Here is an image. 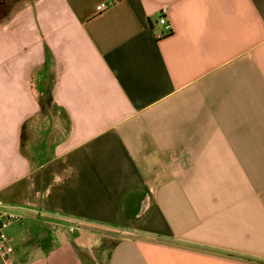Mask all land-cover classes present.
Masks as SVG:
<instances>
[{
  "label": "crops",
  "instance_id": "crops-1",
  "mask_svg": "<svg viewBox=\"0 0 264 264\" xmlns=\"http://www.w3.org/2000/svg\"><path fill=\"white\" fill-rule=\"evenodd\" d=\"M0 194L14 264H264V0H0Z\"/></svg>",
  "mask_w": 264,
  "mask_h": 264
},
{
  "label": "rangeland",
  "instance_id": "rangeland-1",
  "mask_svg": "<svg viewBox=\"0 0 264 264\" xmlns=\"http://www.w3.org/2000/svg\"><path fill=\"white\" fill-rule=\"evenodd\" d=\"M42 113L45 114V116L42 115L43 120H41L42 132H44L43 135L46 133L47 145H53L63 136L66 128L68 127L67 117L63 111L57 107H53V105L49 106L47 112L42 111ZM101 235L102 242L98 245V247H95L92 256L89 257V259H91V264H101L103 261L106 263L112 245L123 236L121 231H116L114 229H104V231L101 232Z\"/></svg>",
  "mask_w": 264,
  "mask_h": 264
},
{
  "label": "built area",
  "instance_id": "built-area-1",
  "mask_svg": "<svg viewBox=\"0 0 264 264\" xmlns=\"http://www.w3.org/2000/svg\"><path fill=\"white\" fill-rule=\"evenodd\" d=\"M113 4L114 1H103L97 5V10L100 12L104 11ZM169 10L170 5L164 4L160 9L159 17L160 23L165 25L167 28L171 27L168 19ZM19 220L20 215L7 207L0 194V255L7 264H14L13 254L15 251L13 240L8 230L13 223Z\"/></svg>",
  "mask_w": 264,
  "mask_h": 264
},
{
  "label": "trees",
  "instance_id": "trees-1",
  "mask_svg": "<svg viewBox=\"0 0 264 264\" xmlns=\"http://www.w3.org/2000/svg\"><path fill=\"white\" fill-rule=\"evenodd\" d=\"M13 2H17L19 0H11ZM45 94V95H44ZM40 104H41V111H48L49 106L53 105V107L59 108L54 102H53V96L49 91L43 90V93L40 97Z\"/></svg>",
  "mask_w": 264,
  "mask_h": 264
}]
</instances>
